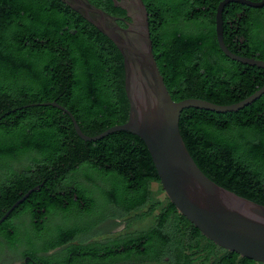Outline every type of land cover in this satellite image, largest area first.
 Returning <instances> with one entry per match:
<instances>
[{
  "label": "trees",
  "instance_id": "obj_1",
  "mask_svg": "<svg viewBox=\"0 0 264 264\" xmlns=\"http://www.w3.org/2000/svg\"><path fill=\"white\" fill-rule=\"evenodd\" d=\"M89 1L111 14L125 15L112 0ZM218 2L144 0L153 54L175 100L194 96L231 103L264 82V68L233 60L219 48ZM222 19L230 50L264 59V5L228 2ZM52 100L69 109L89 135L124 122L129 103L122 54L61 0H0V216L37 185L0 229L28 213L36 237L44 236L48 216L70 214L55 197L70 185L86 200L76 214L91 213L96 197L78 175L108 183L107 188L96 187L106 203L124 212L145 206L151 182H160L145 142L127 130L84 140L66 111L42 104ZM178 124L188 151L209 178L264 204V93L236 111L184 107ZM24 155L27 164L15 169L11 161ZM91 229L90 224H60L40 247L28 246L22 260L28 254V264H91L103 258L109 264L135 262V255L144 254L151 259L169 255L179 264L201 253L197 264L262 263L213 243L169 199L146 229L90 240ZM6 237L9 246L18 241L16 235ZM201 238L206 243L200 247ZM57 245L65 246L59 257L45 253ZM188 248L193 252L186 253Z\"/></svg>",
  "mask_w": 264,
  "mask_h": 264
},
{
  "label": "water",
  "instance_id": "obj_2",
  "mask_svg": "<svg viewBox=\"0 0 264 264\" xmlns=\"http://www.w3.org/2000/svg\"><path fill=\"white\" fill-rule=\"evenodd\" d=\"M61 1L105 34L122 54L128 116L124 122L89 135L81 130L74 115L63 105L54 100L42 104H51L66 111L76 133L84 140H95L115 130H127L138 135L147 146L163 190L178 212L219 247L264 263V204L239 195L209 178L188 151L178 124L181 110L188 106L218 112L236 111L264 93V82L231 103H216L194 96L175 100L153 54L144 0H112L129 17L125 26L118 23V16L89 0ZM228 2L261 7L264 0H219L215 10V35L222 52L233 60L264 68V59L238 54L225 44L222 11ZM36 186L16 199L0 216V222Z\"/></svg>",
  "mask_w": 264,
  "mask_h": 264
},
{
  "label": "rangeland",
  "instance_id": "obj_3",
  "mask_svg": "<svg viewBox=\"0 0 264 264\" xmlns=\"http://www.w3.org/2000/svg\"><path fill=\"white\" fill-rule=\"evenodd\" d=\"M11 164L15 169H22L27 164V156L24 155L19 160L11 161ZM1 165H2V161L0 162V166ZM96 182L101 187L104 188L108 187V183L103 182L100 178H97ZM150 193H151L150 201L145 206L137 210L131 211L128 215L122 216L121 219H119L116 223L110 222L108 224H99L96 227L95 226L93 227L92 225L93 228L91 229L90 240H102L105 238L122 235L128 232L138 231L149 227V225L153 223L157 212L168 200V197L165 191L163 190L160 182H156V181L151 182ZM102 198L100 195H98L97 192L96 193L97 205L103 202ZM100 213L101 212L98 211L96 214H93L91 216L82 219L78 217L77 214L72 213L69 215V219L66 221V224L74 225L77 223H81L80 225H83L82 222H86V225H89L93 222L95 217H98ZM22 217L16 220L18 224L20 223V225H18L19 237L20 239H22V240H18L17 247L13 248V246H9L7 244L6 240H0L1 241L0 264H16L17 262L22 261V252L28 246L40 247L42 244H44L47 241L46 239L48 238L49 235L48 233H52L57 229V227L60 225L59 222L61 221L62 218L60 215H50L45 224V235L40 238H37L36 233L30 221H28L25 225L21 223ZM205 243H206V239L201 238L199 246L201 247ZM193 250H194L193 248H188L186 250V253H191L193 252ZM193 254L195 255H191L193 256L192 261L183 264H197L200 261L201 256L203 255L201 253L198 255L196 253ZM123 264H134V263H123ZM138 264H174V263H172L170 260H165V261L163 260L160 262H152V263L144 262ZM254 264H264V263L255 262Z\"/></svg>",
  "mask_w": 264,
  "mask_h": 264
},
{
  "label": "flooded vegetation",
  "instance_id": "obj_4",
  "mask_svg": "<svg viewBox=\"0 0 264 264\" xmlns=\"http://www.w3.org/2000/svg\"><path fill=\"white\" fill-rule=\"evenodd\" d=\"M116 16H118V18H117L118 23L120 25L125 26L126 25L125 20L129 19V17L126 15V12H125V15H116ZM77 180L79 182L85 184L86 186L90 187L91 190H92V195H94L96 197V193L98 192V195H100L101 198H102V195L99 192V189L96 187L97 182L93 183L92 181H90L89 178H87V177L84 178L81 175L77 176ZM55 197H56V201H60V203H61L63 208L70 210V212H69L70 214H72V213L76 214L77 209H80V208H82V207H84L86 205V200L83 198V195L77 193L76 191H73V186H71V185L68 187V191L67 192L61 191V192L57 193ZM102 199H103L102 200L103 202L100 203L99 205H97L96 202H95L94 210L91 213H89V214L83 213V214H80V215L77 214L78 217H80L81 219L82 218H86V217L91 216L93 214H96L98 211H100L101 213L98 215V217H95L93 222L90 224V225H93V227L94 226L96 227L99 224H108L110 222H115L116 223L119 219H121L122 216L128 215L131 211L139 209V208H136V209H131L128 212H124V210L122 208H120L118 205H115L113 203H106V201H104V198H102ZM113 206H115V207H113ZM111 207H113V208H111ZM110 209H112V210H110ZM70 214L64 215V214H61V213H56V214H51V215H60L62 218H61V221L59 222V224L68 226V225H71V224H66V221L69 219V215ZM20 217H22V219H21V223L22 224L25 225L28 221H30V223H31L30 215L28 213H22L20 216L14 218V220H13L14 222H13L12 225L7 226L6 229H0V240H7L6 235H16L17 240H22L19 237L18 225H20V223L18 224L17 221H16ZM48 218H49V216L47 217V219ZM47 219H46V222H47ZM46 222H45V224H46ZM77 224H81V223H77ZM82 224L86 225V222H82ZM116 237L117 236L109 237V238H105V239H102V240H109L111 238H116ZM77 240L78 239H76V241ZM85 242H86V239H85ZM17 243H18V241L13 245V248L17 247ZM0 244H1V241H0ZM64 247H65L64 245H57V246L53 247L52 249H50L49 251H47L45 253H47V254H51L52 253V255L54 257H59L60 254L62 253ZM120 251H121V247L118 248V252H120ZM28 257H29V255L27 254L26 257L23 258L22 261H19L16 264H21V263L28 264V262H29ZM80 257L84 258L83 256H80ZM85 257H86V255H85ZM133 259L136 260V261L135 262L134 261H125V262H123L122 260H119V261H114L113 263H109V264H123V263H134V264L137 263L138 264V263H144V262L152 263V262H160V261H163V260L164 261L165 260H170L172 263H174L170 259L169 255H162V257H160V259H151L148 256H146L144 254H141V255H135V258H133ZM84 261H86V258H84ZM91 264H108V263H105V259L103 258V259L100 260V262H94V263H91ZM179 264H183V263H179Z\"/></svg>",
  "mask_w": 264,
  "mask_h": 264
}]
</instances>
